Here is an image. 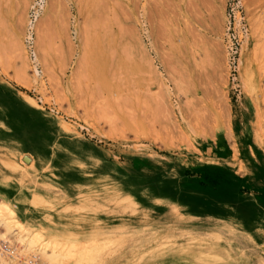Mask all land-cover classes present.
Returning <instances> with one entry per match:
<instances>
[{
	"label": "rangeland",
	"instance_id": "374dc122",
	"mask_svg": "<svg viewBox=\"0 0 264 264\" xmlns=\"http://www.w3.org/2000/svg\"><path fill=\"white\" fill-rule=\"evenodd\" d=\"M0 189L104 264H264V0H0Z\"/></svg>",
	"mask_w": 264,
	"mask_h": 264
},
{
	"label": "bare ground",
	"instance_id": "6f19581e",
	"mask_svg": "<svg viewBox=\"0 0 264 264\" xmlns=\"http://www.w3.org/2000/svg\"><path fill=\"white\" fill-rule=\"evenodd\" d=\"M19 167L24 168L25 166L22 164ZM16 220L22 226L23 231L15 228L11 232L0 229V237H3L0 238V244L3 248L4 246L8 248L5 249L6 254L0 252V264H76L77 260L86 261L92 258L93 254L98 253L101 256L104 251L103 243L100 244L97 240L88 241L89 244L86 245L69 242L60 235H53L45 229H34L24 225L18 221L17 217ZM37 233L42 239L34 243ZM21 240L24 243H20Z\"/></svg>",
	"mask_w": 264,
	"mask_h": 264
},
{
	"label": "snow or ice",
	"instance_id": "6c2138e0",
	"mask_svg": "<svg viewBox=\"0 0 264 264\" xmlns=\"http://www.w3.org/2000/svg\"><path fill=\"white\" fill-rule=\"evenodd\" d=\"M2 191V189H0ZM20 229L23 231L22 226L16 220V213L10 207L8 202L0 203V229H6L11 232L13 229ZM3 238V237H0ZM42 239L41 235L37 233L34 238V243H38ZM20 243H24L23 240ZM76 264H104L103 259L100 257V254H93L92 258L88 260H77Z\"/></svg>",
	"mask_w": 264,
	"mask_h": 264
},
{
	"label": "built area",
	"instance_id": "2783aa9c",
	"mask_svg": "<svg viewBox=\"0 0 264 264\" xmlns=\"http://www.w3.org/2000/svg\"><path fill=\"white\" fill-rule=\"evenodd\" d=\"M237 2V1H236ZM35 21V14H33L30 17V24L27 29L26 37H25V48L30 56V58L35 59L36 54H35V31H34V25L33 22ZM244 29V28H243ZM242 29V31H243ZM246 33V30H245ZM239 47H240V40L239 39H234V42H231L229 48H228V59H229V66L233 71H236V64L238 62V53H239Z\"/></svg>",
	"mask_w": 264,
	"mask_h": 264
}]
</instances>
